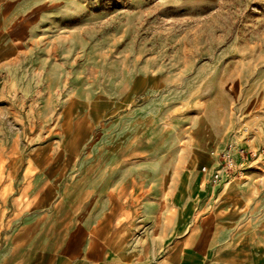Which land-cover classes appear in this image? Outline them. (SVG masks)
<instances>
[{"label": "rangeland", "instance_id": "1", "mask_svg": "<svg viewBox=\"0 0 264 264\" xmlns=\"http://www.w3.org/2000/svg\"><path fill=\"white\" fill-rule=\"evenodd\" d=\"M70 36V60H43L36 94L28 71L27 103L0 128V185L10 186L0 200L23 195L47 206L31 212H51L50 202L70 200L76 208L70 212L81 217L105 195L111 215L131 192L120 197L87 186L97 189L99 168L113 169L134 142L137 154L125 163L165 171L153 179L157 189L133 193L139 210L132 230L123 203V248L153 250L158 260L170 240L146 219L142 203L154 198L167 204V217L184 212L186 220L189 204L210 199L212 172L220 173L214 185L229 177L227 192L236 173L251 187L249 230L212 263L264 264V0H70ZM70 130L75 143L64 144ZM224 151L230 169L218 162ZM68 152L76 191H17L66 184L57 155ZM89 165L95 170L84 175ZM216 197L214 211L221 204ZM183 222L175 234L171 225V240L194 228L190 219Z\"/></svg>", "mask_w": 264, "mask_h": 264}, {"label": "crops", "instance_id": "2", "mask_svg": "<svg viewBox=\"0 0 264 264\" xmlns=\"http://www.w3.org/2000/svg\"><path fill=\"white\" fill-rule=\"evenodd\" d=\"M60 1L64 3H59ZM72 38L70 0H0V128L10 122L12 112L21 113L20 106L27 103V72L29 71L30 80L33 75L34 88L31 87V90L35 94L37 89L42 92L43 60L68 62ZM53 50L61 51L52 55ZM29 94L32 96V91ZM120 129L122 133H126L129 127L120 126ZM148 141L150 142L149 138ZM63 143H75L71 130L70 136ZM133 144L135 143L130 144L127 152L120 153V163L113 169L108 170L107 165L99 168L97 189L95 185L87 186L86 191L105 194L114 192L121 194L120 197L131 192L127 200L117 203L111 215H108L105 195L93 206L90 203L81 217H76L75 211L70 212L71 209H76L75 203L70 200L50 202L51 212L27 211L47 206L36 201H26L23 195L13 201L0 200V264H213L214 258L231 241L245 236L250 222L248 207L251 187L248 182L241 183L242 180L233 173V179L230 180L232 188L227 192V186H224L228 176L223 178L225 181H219V184L214 185L217 181L212 182L213 185L208 189L210 199L189 204L186 208L192 212L186 220L184 212L175 219L167 217V204H160L154 198L142 203L146 219L161 226V235L168 236L170 240L168 248L161 250L163 252L158 260H155L153 250L123 248L122 242L126 240L127 233L122 231L128 221L126 218L124 222L123 203H126L129 211L126 215L132 230L138 223L139 210L133 197L141 190L150 192L157 189L159 186L154 185L153 179L161 173L163 175L165 171L164 168L155 170L125 163L137 154L138 148ZM99 155L103 157V154ZM57 156L61 162L59 167L56 166L58 174L65 171L64 175L68 178L66 184L36 183L17 191H76L74 189L77 186L70 184V170H76L75 159L70 152ZM93 168V165L84 167L83 174L90 175L95 170ZM5 188L10 191L9 185H0V192H4ZM214 196L221 202L215 211L212 208ZM235 208L244 212H237ZM220 212L223 214H219ZM188 219L194 228L189 233L183 232L180 236L172 237L171 240V225H181ZM175 228L174 226V234ZM129 240L133 244V238ZM149 258L153 260L150 261Z\"/></svg>", "mask_w": 264, "mask_h": 264}, {"label": "built area", "instance_id": "3", "mask_svg": "<svg viewBox=\"0 0 264 264\" xmlns=\"http://www.w3.org/2000/svg\"><path fill=\"white\" fill-rule=\"evenodd\" d=\"M219 161L220 163L223 164L224 168L226 169H230L232 164H233V160L232 158L228 155V152L224 151V152H220L219 153ZM211 180L213 182H216L220 179V173L219 172H213L210 176Z\"/></svg>", "mask_w": 264, "mask_h": 264}]
</instances>
